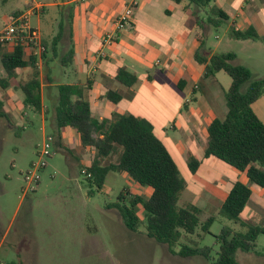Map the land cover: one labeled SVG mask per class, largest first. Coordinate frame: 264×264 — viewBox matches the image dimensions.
Wrapping results in <instances>:
<instances>
[{
  "label": "rangeland",
  "instance_id": "374dc122",
  "mask_svg": "<svg viewBox=\"0 0 264 264\" xmlns=\"http://www.w3.org/2000/svg\"><path fill=\"white\" fill-rule=\"evenodd\" d=\"M0 1V31L15 19L14 14L18 13L17 17L24 16L30 27L36 29L40 25L43 38L46 42L49 40L46 22L49 23V18L52 17L51 11L54 9L45 6V11L40 12L39 16L33 9V5L36 3L46 5L54 0ZM184 4L187 2L182 3ZM211 6H214V2L210 3L209 7ZM208 9H200L199 18L206 19ZM144 11H139L137 14L143 17L146 15ZM62 16L63 18L59 16L58 22L64 19V15ZM228 26L229 21L224 20L217 28H212L209 33L206 32L207 34L201 26L202 39L206 48L213 50L215 54L235 53L237 58L233 64L249 69L252 74L251 81L264 79V43L254 40H235L231 38ZM53 29L56 34L58 25L55 24ZM141 38L144 39V36ZM47 43L50 45L51 42ZM1 52L2 49H0ZM63 69V60H56L51 68V76L57 78L56 84L67 83L65 79L67 76L62 72ZM42 70L44 72L43 67ZM31 71L19 70L18 79L9 82L14 86L25 82L32 75ZM5 76L0 64V78ZM214 81L217 82L218 97L224 100L225 104L224 95L229 87L230 78L220 72ZM251 81L241 86L242 92L247 90ZM14 92L12 89V95H9L6 89L0 88V108L8 118L7 121L0 119L1 261L5 264L10 262L21 264H213L212 261H205L197 256L182 258L172 255L166 245L146 237L143 225L139 227L137 233L128 231L117 210L123 205L118 200L119 194L127 189L132 195H143L148 194L149 189L139 187L125 174L112 172L106 176L104 186L100 190L94 185L89 186L85 176L80 174L84 167L79 168L75 161L84 146L79 141L78 144H75L73 140L66 142L62 129L55 135L51 106L50 113H44L45 131L41 130L43 123L40 113L30 108L25 110L24 115H12V118L8 105L9 99L14 98ZM53 93L57 95L56 88ZM18 96L20 100H23L20 90ZM20 104L22 106V101ZM252 109L264 124V89L262 96L252 105ZM167 130L171 136H178V132L170 130L168 126ZM51 134L55 135V143L52 142V156L46 160L47 166L40 171V179L34 191L25 192L27 185L24 182V174L30 164L38 160V153L44 139ZM117 158L118 154H114L102 160L101 165L115 162ZM217 162L224 169L234 170L236 177L240 176V172L232 167L220 161ZM179 173L187 191L182 193L178 206L192 204L198 207L201 211L200 222H204L210 216H217L221 195L225 196L228 189L221 184V179L225 178L224 173L222 174V171L212 173L211 170L203 168L198 175L194 176L181 163ZM229 176L232 177L230 174L226 175V178L229 179ZM241 180L247 183L245 177ZM232 181L230 180V183ZM193 183H196L193 187L198 188L196 192L203 191V194H194L193 199L189 201L186 198L182 199V196L191 190ZM249 187L252 196L240 218L250 226L263 227L264 188L254 184H250ZM213 189L219 194L214 202H210L212 196L210 191ZM125 197L128 198V195L125 194ZM142 213L143 210L140 208L138 212L140 218H143ZM224 226L239 233L245 231L232 222L218 218L211 226L209 234H202L198 228L194 235H186L182 232L174 251L177 252L181 245L197 244L200 247H211V258L215 259L219 247L215 236L219 235ZM256 244L253 252L236 253L239 264H264V234L257 237Z\"/></svg>",
  "mask_w": 264,
  "mask_h": 264
},
{
  "label": "trees",
  "instance_id": "16d2710c",
  "mask_svg": "<svg viewBox=\"0 0 264 264\" xmlns=\"http://www.w3.org/2000/svg\"><path fill=\"white\" fill-rule=\"evenodd\" d=\"M171 1L176 4L186 1L187 7L192 8L194 17H198L200 9L209 8L208 17L202 25H209L212 28H217L222 21L229 18L223 10L215 6L209 7L214 0ZM17 16L18 13H15V19ZM230 36L235 40L264 42V37H259L253 28L244 31L231 28ZM60 38L58 32L50 45L41 40L42 45L55 52ZM203 48L204 41L201 40L195 60L205 66L203 78L214 77L217 73L223 72L230 78L231 83L224 95L227 108L224 118L214 119L207 127L208 138L202 159L214 158L243 173L247 180V183L236 181L232 185L217 216H210L204 222H200L201 211L198 207L192 204L178 206L186 185L177 164L164 144L154 135L153 127L147 120L132 114L115 113L111 119L98 121L91 115L90 105L85 97L86 86L62 84L56 87V103L52 106L53 124L55 135L61 129L70 127L78 133L82 146L94 150V159L80 171V174L83 172L89 186L94 185L100 190L104 186L106 176L112 172L123 173L139 187L151 191L150 194L132 195L124 189L119 194L118 200L123 205L117 210L128 231L137 233L139 227L143 225L147 238L166 245L172 255L182 258L197 256L205 261H212L213 264H239L236 253L255 251L257 237L264 234V226H250L240 218L252 196L249 185L264 188V124L252 109V105L263 94L264 79L251 81L252 74L249 69L233 64L236 57L234 53L207 56ZM0 49H2L0 64L6 74L5 78H0V88L9 87V81L15 78L17 70L30 68L32 70L30 79L19 85L23 96L22 104L25 109L30 108L40 113L41 82L36 58H27L20 45L12 48L0 46ZM71 56L72 52L69 53V59ZM44 57L45 53L42 59ZM116 80L124 87L130 88L135 84L136 76L126 68H120ZM248 81L251 82L247 90L242 92L241 86ZM105 98L116 104L123 97L116 91L108 90ZM0 119L8 120L1 108ZM55 135L50 136L54 138ZM114 154H118L115 162L101 165L102 160ZM201 161L189 157L187 168L192 175L197 172ZM140 208L143 210V218L138 216ZM218 218L232 222L245 231L239 233L227 226L221 228L219 235L215 236L219 244L215 259L211 258V247H200L197 244L181 245L177 252L174 251L182 232L194 235L198 228L202 234H209L211 226Z\"/></svg>",
  "mask_w": 264,
  "mask_h": 264
},
{
  "label": "crops",
  "instance_id": "0c3cea01",
  "mask_svg": "<svg viewBox=\"0 0 264 264\" xmlns=\"http://www.w3.org/2000/svg\"><path fill=\"white\" fill-rule=\"evenodd\" d=\"M132 2L135 6L131 25L117 32L112 44L103 46L104 35L114 29L116 18ZM213 2L215 7L223 10L229 17V31L231 28L236 31L253 28L259 37H264V0ZM182 3L176 4L171 0H54L46 5H33L38 15L45 11V6L54 9L51 11L49 23L46 22L48 41L51 42L58 32L61 35L56 51L46 49L44 59L37 65L41 82V130L45 131L44 113H50L49 107L52 108L56 103L54 88L63 84H56L57 78L51 76L54 62L62 59V72L67 76L65 84L86 86L85 97L94 119H111V116L117 113L132 114L147 120L153 127L154 135L167 148L178 168L180 163L187 168L189 157L202 160L194 176L203 168L211 170L212 173L222 171L225 178L221 179V184L228 188V193L236 181L242 182L244 174L240 173V176L236 177L234 170L224 169L218 160L202 159L207 144L208 125L216 118L223 119L227 110L224 100L218 97L217 82L214 81L218 73L215 77L203 78L205 66L195 60L200 41L203 40L201 26L205 33H209L212 27L202 25L205 19L194 17L192 8ZM143 10L146 15L139 16L137 13ZM62 15L64 19L58 22L59 16L63 18ZM63 20H67L66 23ZM55 24L58 25L56 34L53 29ZM35 30L41 40L45 41L40 25ZM141 36H144V39ZM203 51L207 56L215 54L213 50L206 48L205 43ZM70 52L72 56L69 59ZM120 68H126L136 76V82L130 88L124 87L116 80ZM18 71L11 80L18 79ZM21 71L30 72L31 69ZM20 84L14 86L9 82L6 89L9 95H12V89L15 91L14 98L9 99L8 105L11 116L25 114L26 109L23 104L20 106L22 100L18 96ZM108 90L121 94V101L110 103L105 98ZM167 126L170 130L177 131L178 136H171ZM62 132L66 142H80L74 129L66 127ZM53 142L55 143V137ZM80 155L75 158L76 163L79 168L87 167L94 159L95 152L84 147ZM230 174L232 177L226 178V175ZM230 180L233 181L230 183ZM195 184H192L191 190L186 192L182 199L189 201L193 199L194 194H203V191L196 192L198 188L193 187ZM214 190L210 191V202H214V199H217L215 197H218L219 193ZM184 191H187V188ZM150 192L149 190L148 194ZM226 195H221L220 206Z\"/></svg>",
  "mask_w": 264,
  "mask_h": 264
},
{
  "label": "built area",
  "instance_id": "2783aa9c",
  "mask_svg": "<svg viewBox=\"0 0 264 264\" xmlns=\"http://www.w3.org/2000/svg\"><path fill=\"white\" fill-rule=\"evenodd\" d=\"M134 6V2L130 3L123 12L118 15L113 23L114 29L104 35L103 45L112 44L117 32L125 30L131 25ZM16 45H20L23 48L27 58H36V65L41 63L42 56L46 53V48L42 45L39 33L28 25L25 17L14 19L0 31V46L12 48ZM52 142L53 138L50 135L45 137L41 150L38 153V160L31 163L29 169L24 174V182L27 185L25 192L27 190L30 192L34 191V187L40 179V171L47 166L46 160L52 156ZM0 264H5V262L0 260Z\"/></svg>",
  "mask_w": 264,
  "mask_h": 264
}]
</instances>
